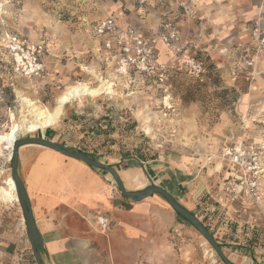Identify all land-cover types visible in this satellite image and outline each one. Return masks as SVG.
Returning a JSON list of instances; mask_svg holds the SVG:
<instances>
[{"label": "rangeland", "instance_id": "rangeland-1", "mask_svg": "<svg viewBox=\"0 0 264 264\" xmlns=\"http://www.w3.org/2000/svg\"><path fill=\"white\" fill-rule=\"evenodd\" d=\"M161 4V21L167 17L173 20L182 36L187 16L166 1ZM137 5L138 0H0V134L13 124L21 126L24 120H34L38 111L51 112L68 86H96L101 79L106 85L112 83L111 94L72 99L54 125L34 133L22 130L17 140L60 138L85 146L98 161L125 156L148 161L179 150L198 158L207 177L218 170L221 147L230 138L252 136L264 145V63H258L260 56L250 53L245 60L237 55L234 66V41L226 38L228 32L213 44L214 57L195 45L191 47L189 41L180 43V53L164 50L158 42L160 50L166 52L165 58L158 57L168 65L169 109L163 105L166 96L153 80L116 75L112 56L101 46H93L91 26L108 14L143 23L149 15L138 14ZM192 20H197L196 15ZM33 49L43 65L39 75L30 73L31 67L25 68L26 60L20 61L27 58L29 62ZM184 56L202 61L201 71L186 67ZM210 157L217 162H208ZM8 176L9 149L0 144V189H7ZM209 179L216 185L217 176ZM215 189L212 186L210 194L215 195ZM2 199L0 249L8 234L19 233L23 223L18 203ZM201 199L213 207L211 216L199 206L193 214L208 225L227 259L234 264L264 263V200L259 207L243 199L221 209L208 193H201ZM178 223L180 229L174 233L187 252L182 256L177 248L176 263L225 264L193 226L181 217ZM17 255V262L30 263L32 258L25 250ZM0 264H5L1 256Z\"/></svg>", "mask_w": 264, "mask_h": 264}, {"label": "crops", "instance_id": "crops-1", "mask_svg": "<svg viewBox=\"0 0 264 264\" xmlns=\"http://www.w3.org/2000/svg\"><path fill=\"white\" fill-rule=\"evenodd\" d=\"M138 1L136 12L149 15L145 21L142 20L143 23L136 20L127 22L113 14L107 16L141 30L153 41L161 58L166 57V52L158 46V31L162 22L159 16L164 12L161 1L171 4L172 9H182L187 16L188 24L180 36V43L189 41L191 47L195 45L214 57L213 44L228 32L226 38L234 41V66L238 56H243L245 60L252 53L251 28L260 26L264 29V0ZM194 15L197 20L191 21ZM97 22L91 26L95 48L100 46V38L94 34ZM257 61L264 63V55H260ZM251 137L245 139L259 144ZM46 139L77 148L92 157L85 146L60 138ZM218 157V170H212L208 177L198 158L179 150L163 153L157 159L148 161L137 156H125L100 162L114 167L128 191L156 184L165 188L192 213L199 206L200 210L209 211L206 214L211 216V204L198 200L201 193H208L216 199L221 209L232 204L224 191L228 165L221 155ZM207 161L217 162L211 157ZM18 174L42 240L40 257L43 264H180L176 263L177 248L181 255L186 256L187 247L174 233L181 226L179 216L161 196L153 194L139 201L123 197L107 170L89 166L82 160L38 144L19 147ZM212 175L218 178L216 185L209 179ZM212 186L218 191L215 195L210 194ZM99 214L109 219V229L105 232L97 228L95 217ZM19 250L30 253L34 260L24 221L19 233L8 234L0 256L5 264H23L22 260L16 261ZM255 263L264 264L259 260Z\"/></svg>", "mask_w": 264, "mask_h": 264}, {"label": "built area", "instance_id": "built-area-1", "mask_svg": "<svg viewBox=\"0 0 264 264\" xmlns=\"http://www.w3.org/2000/svg\"><path fill=\"white\" fill-rule=\"evenodd\" d=\"M94 34L100 38L101 48L112 56L117 76L130 79L139 75L144 80H153L166 96L163 105L168 109L171 107L166 83L168 65L159 60L158 50L149 37L141 30L121 24L112 16L100 19L94 26ZM250 37L253 42V57L264 55V29L260 26L251 28ZM179 39L180 30L177 24L170 18L163 19L158 31V42L166 49L180 53L182 46ZM31 53L29 62L27 58L20 61L26 60L28 65L25 68L31 67L30 73L39 75L43 65L37 60L34 49ZM17 54L19 55V52ZM184 63L196 73L201 71L203 65L202 61L188 57ZM248 64H252V60H249ZM221 158L228 165L224 191L229 200L239 202L245 199L253 206L259 207L264 200V145L249 142L245 138L229 140L221 147ZM95 221L99 231L105 232L109 229L110 222L106 216L99 214ZM31 262H34L32 258Z\"/></svg>", "mask_w": 264, "mask_h": 264}, {"label": "water", "instance_id": "water-1", "mask_svg": "<svg viewBox=\"0 0 264 264\" xmlns=\"http://www.w3.org/2000/svg\"><path fill=\"white\" fill-rule=\"evenodd\" d=\"M25 144H38L45 147H49L53 150L59 151L69 157L82 160L89 166L104 169L110 172L114 178L117 188L123 197L132 198L136 201L143 200L153 194L160 195L174 210V212L180 216L183 220L188 222L193 226L200 235L206 240V242L214 249L217 255L225 264H234L230 262L222 249L219 247L218 242L214 239L210 231L205 227L201 220L185 208L178 200H176L165 188L156 184H150L142 190L138 191H128L125 189L123 182L114 169L113 166L107 165L100 162L88 154L79 151L77 148L63 145L56 141H50L43 137H27L23 139L16 140L13 144L12 154L10 157V175L14 182L15 192L18 199V205L21 211V215L25 225V233L29 241L33 258L36 264H43L40 257V252L42 249V240L37 231L35 221L31 212V207L29 199L27 196L24 184L18 174V161H19V147Z\"/></svg>", "mask_w": 264, "mask_h": 264}, {"label": "bare ground", "instance_id": "bare-ground-1", "mask_svg": "<svg viewBox=\"0 0 264 264\" xmlns=\"http://www.w3.org/2000/svg\"><path fill=\"white\" fill-rule=\"evenodd\" d=\"M160 46L162 47V49L166 50L163 45ZM111 86L112 83L106 85V83L101 79L99 81V84L96 86L90 85L88 83H76L68 86L57 97L56 104L51 112L45 110L38 111L36 113V118L35 119L33 118L34 120L32 121L24 120L21 126H18L17 124H13L12 127L7 132L0 134V144H6V148L9 149V157H11L13 144L17 140L18 133L20 131L24 130L27 133H34L39 130H44L45 128L52 126L57 122L58 118L61 115L63 106L72 99L77 100L83 96H96L102 92L111 94L112 92ZM24 102L28 103L29 106H32V103L30 101L24 100ZM5 184L7 186L6 187L7 189H0V197L3 198L2 200H7L9 202L15 201L18 203L14 182L11 178V175L5 179Z\"/></svg>", "mask_w": 264, "mask_h": 264}, {"label": "trees", "instance_id": "trees-1", "mask_svg": "<svg viewBox=\"0 0 264 264\" xmlns=\"http://www.w3.org/2000/svg\"><path fill=\"white\" fill-rule=\"evenodd\" d=\"M197 217H198V215H196ZM180 217V216H179ZM199 218V217H198ZM201 222H203V221H201ZM204 225H205V223H204ZM205 227L209 230V228H208V225L206 224L205 225ZM219 247L221 248V245L219 244Z\"/></svg>", "mask_w": 264, "mask_h": 264}]
</instances>
